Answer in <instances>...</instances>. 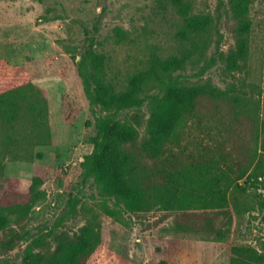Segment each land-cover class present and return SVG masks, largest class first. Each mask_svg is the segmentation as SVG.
Wrapping results in <instances>:
<instances>
[{
	"label": "rangeland",
	"instance_id": "obj_1",
	"mask_svg": "<svg viewBox=\"0 0 264 264\" xmlns=\"http://www.w3.org/2000/svg\"><path fill=\"white\" fill-rule=\"evenodd\" d=\"M190 2L192 13L211 16L213 25L200 40L201 53L172 78L221 91L234 84L242 105L238 111L228 101L202 100L198 117L185 122L179 146L166 156L197 157L223 141L226 152L233 142L239 146L244 166L264 162V0L251 1L248 56L233 73L224 64L238 40L229 0ZM180 24L156 0H0V93L26 84L34 88L26 89L19 119L0 122V213L8 221L0 233V264H23L28 246L46 260L60 241L76 242L88 224L99 231L100 243L86 264H230L234 247L261 251L264 182L230 188L227 214L189 209L134 217L99 194L88 170L99 120L132 124L139 146L147 138L149 112L146 103L117 113L93 105L79 70L84 54L103 53L104 80L123 92L152 54H183L175 39ZM115 28L125 40H114ZM36 90L45 112L34 117L27 106H38ZM148 93L161 94L157 86Z\"/></svg>",
	"mask_w": 264,
	"mask_h": 264
},
{
	"label": "trees",
	"instance_id": "obj_2",
	"mask_svg": "<svg viewBox=\"0 0 264 264\" xmlns=\"http://www.w3.org/2000/svg\"><path fill=\"white\" fill-rule=\"evenodd\" d=\"M251 1L229 0L230 12L237 21L238 40L236 51L224 59L228 73L238 72L248 56ZM156 2L163 10L172 9L181 20L175 33L176 41L183 47L180 57L161 59L152 54L145 69L129 78L123 92L116 91L104 80L103 53L88 50L79 62L84 89L93 105L103 112L117 113L146 103L149 112L145 126L147 138L139 146L136 145L138 134L132 124L99 120L97 135L91 139L93 152L87 157L88 170L99 194L114 199L134 217L152 211L189 209L227 214L228 190L240 189L241 181L245 187L264 182V162H250L244 166L239 146L233 142L230 151L226 152L223 141L216 143L212 153L205 148L197 157L193 152L185 156L182 152H169L171 156L167 158L169 148L179 146L185 122L198 117L197 108L202 100L228 101L241 111L242 98L234 94V84L229 90L221 91L210 85H188L172 78L175 72L193 62L196 53H201L200 40L210 32L213 19L209 15L193 14L190 0ZM113 38L118 43L126 39V34L115 28ZM155 86L159 87L161 94L149 95V89ZM26 89L34 88L26 84L0 93L1 123L12 125L19 119L22 106L28 100ZM36 94L38 106L33 103L27 106L34 117L45 112V101L39 91L36 90ZM238 115L236 112L235 117ZM134 121L138 123L136 116ZM262 131L261 146L264 149V127ZM105 214L115 216L110 210ZM7 224V217L0 213V233ZM99 243V231L88 224L81 229L76 242L60 241L46 260L34 252L33 246H28L23 264H86ZM230 264H264V243L260 252L250 246L234 247Z\"/></svg>",
	"mask_w": 264,
	"mask_h": 264
}]
</instances>
